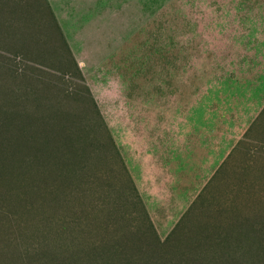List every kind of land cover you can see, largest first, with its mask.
Instances as JSON below:
<instances>
[{"label": "rangeland", "instance_id": "374dc122", "mask_svg": "<svg viewBox=\"0 0 264 264\" xmlns=\"http://www.w3.org/2000/svg\"><path fill=\"white\" fill-rule=\"evenodd\" d=\"M214 258L264 264V0H0V264Z\"/></svg>", "mask_w": 264, "mask_h": 264}, {"label": "trees", "instance_id": "16d2710c", "mask_svg": "<svg viewBox=\"0 0 264 264\" xmlns=\"http://www.w3.org/2000/svg\"><path fill=\"white\" fill-rule=\"evenodd\" d=\"M52 16H53V14H52ZM54 17V16H53ZM57 27L59 28V26L57 25ZM65 45H66V47H67V49H68V51H70L69 50V47H68V45H67V43L65 42ZM76 65H77V63H76ZM78 66V65H77ZM112 145H113V148H114V151L115 152H117L116 150V147H115V145H114V143H113V141H112ZM116 149V150H115ZM116 155H117V153H116ZM138 200H139V203L140 204H142V201L140 200V198L138 197ZM180 223H181V221H180ZM178 227H179V225H178ZM235 232H238V231H235ZM177 233V231H176V229H174L172 232H171V234H170V236H168L167 238H166V241H170L171 239H172V237L173 236H178V233ZM176 237H174V238H176ZM239 239L240 240H242V236H239V235H233L232 233L230 234V233H222L216 240L217 241H220V243H222V242H227V243H230V242H232V240H234L236 243H240L239 242ZM215 240V241H216ZM205 264H222V262H220L219 261V259H217V258H214L212 261H209V262H207V263H205ZM225 264V263H224ZM231 264H237V262L236 261H233L232 260V263Z\"/></svg>", "mask_w": 264, "mask_h": 264}]
</instances>
